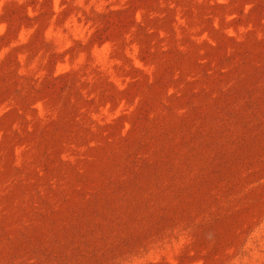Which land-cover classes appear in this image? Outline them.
<instances>
[{
  "label": "rangeland",
  "instance_id": "374dc122",
  "mask_svg": "<svg viewBox=\"0 0 264 264\" xmlns=\"http://www.w3.org/2000/svg\"><path fill=\"white\" fill-rule=\"evenodd\" d=\"M0 264H264V0H0Z\"/></svg>",
  "mask_w": 264,
  "mask_h": 264
}]
</instances>
